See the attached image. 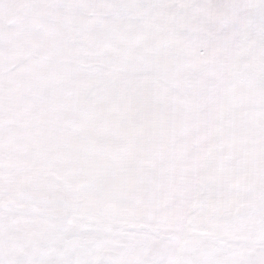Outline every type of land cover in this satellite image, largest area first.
Instances as JSON below:
<instances>
[{
	"label": "snow or ice",
	"instance_id": "obj_1",
	"mask_svg": "<svg viewBox=\"0 0 264 264\" xmlns=\"http://www.w3.org/2000/svg\"><path fill=\"white\" fill-rule=\"evenodd\" d=\"M0 264H264V0H0Z\"/></svg>",
	"mask_w": 264,
	"mask_h": 264
}]
</instances>
